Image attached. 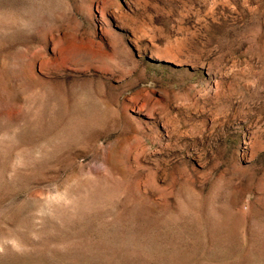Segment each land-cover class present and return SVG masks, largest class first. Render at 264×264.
I'll return each mask as SVG.
<instances>
[{
  "label": "rangeland",
  "instance_id": "rangeland-1",
  "mask_svg": "<svg viewBox=\"0 0 264 264\" xmlns=\"http://www.w3.org/2000/svg\"><path fill=\"white\" fill-rule=\"evenodd\" d=\"M0 264H264V0H0Z\"/></svg>",
  "mask_w": 264,
  "mask_h": 264
}]
</instances>
